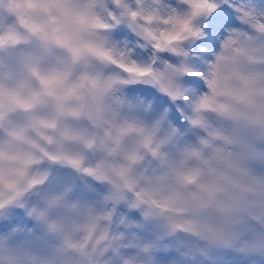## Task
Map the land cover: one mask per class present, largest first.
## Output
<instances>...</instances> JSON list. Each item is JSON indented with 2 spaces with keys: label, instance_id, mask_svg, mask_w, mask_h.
Instances as JSON below:
<instances>
[{
  "label": "snow or ice",
  "instance_id": "obj_1",
  "mask_svg": "<svg viewBox=\"0 0 264 264\" xmlns=\"http://www.w3.org/2000/svg\"><path fill=\"white\" fill-rule=\"evenodd\" d=\"M29 8L0 18V80L38 85L0 104V264H264V0Z\"/></svg>",
  "mask_w": 264,
  "mask_h": 264
},
{
  "label": "clouds",
  "instance_id": "obj_2",
  "mask_svg": "<svg viewBox=\"0 0 264 264\" xmlns=\"http://www.w3.org/2000/svg\"><path fill=\"white\" fill-rule=\"evenodd\" d=\"M30 4L31 0H4L3 4H0V18L5 19L8 24L16 25L19 28L20 20L31 14ZM35 86H38L36 82H33L32 85H22L17 79L5 77L0 80V104L8 105L17 94L26 96L30 88ZM257 102L264 104V96L258 97Z\"/></svg>",
  "mask_w": 264,
  "mask_h": 264
}]
</instances>
